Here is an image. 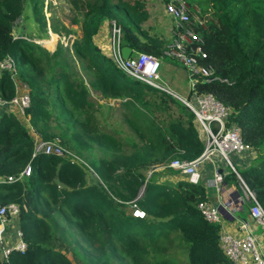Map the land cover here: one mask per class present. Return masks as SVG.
Wrapping results in <instances>:
<instances>
[{
  "label": "trees",
  "instance_id": "trees-1",
  "mask_svg": "<svg viewBox=\"0 0 264 264\" xmlns=\"http://www.w3.org/2000/svg\"><path fill=\"white\" fill-rule=\"evenodd\" d=\"M42 1L30 0L38 22L45 26ZM70 1L83 5L81 34L71 48L57 45L50 52L14 36V20L23 0H0V59L11 56L18 78L27 85L30 102L25 115L30 126L42 139L58 137L65 149L92 162L105 186L99 191L87 185L83 167L66 156L44 152L33 156L34 139L28 128L13 111H3L0 177L18 174L27 163L31 166L30 174L20 180H0V201L19 204L18 221L27 243L23 252L11 250L5 264H233L219 245V224L208 221L197 206L200 200L210 199L208 186L202 180L187 179L168 185L145 179L140 170L174 157L192 159L202 152L204 141L194 113L176 96L123 71L94 43L99 25L109 18L120 24L121 44L131 48L130 54L162 55L163 40L143 25L149 16L143 2ZM185 1L189 11L195 3L202 15L209 14L192 26L207 52L201 63L210 64L213 75L209 80L198 79L195 89L211 92L229 105L228 123L235 122L243 141L264 152V0ZM50 27L59 31L52 18ZM75 59L81 61L78 68L88 84L74 68ZM91 88L102 98H119L121 116L143 139L129 154L121 150L127 145L122 137L95 127L99 103ZM15 93V81L2 71L0 97L10 99ZM156 110L166 111L167 116H159ZM95 147L106 154L92 160L89 150ZM120 166L127 178L115 174ZM236 169L264 208V155ZM225 180L236 188L241 185L231 167ZM114 199L132 200L144 216L124 214L112 203ZM51 212L66 218L77 232L72 242L55 236L58 249L46 245L52 233L50 223H56ZM172 230L180 231L188 242L182 248L187 263L176 261L177 249L173 254L159 243ZM60 248L70 251L76 263Z\"/></svg>",
  "mask_w": 264,
  "mask_h": 264
},
{
  "label": "built area",
  "instance_id": "built-area-1",
  "mask_svg": "<svg viewBox=\"0 0 264 264\" xmlns=\"http://www.w3.org/2000/svg\"><path fill=\"white\" fill-rule=\"evenodd\" d=\"M164 7L175 23L172 40L166 44L162 55L147 51H136L124 57L121 44V26L115 21L112 22L111 26L112 37L109 43L108 55L123 71L136 79L176 96L194 113L199 134L204 141L202 152L192 159L174 157L168 162L157 164V166L172 167L184 174L187 180L197 183L203 181L204 162H209L211 164V174L206 178L205 185L214 190L217 200H200L197 204L198 208L208 221L219 224V245L233 264H264V252L258 247L259 234L252 231L247 222L237 216L236 213L240 209L244 210V203L248 202V214L260 228V231L264 232V208L257 199L255 192L244 182L230 157V154H242L251 149L252 146L243 141L240 128L235 122L228 123L232 111L231 107L218 99L213 93L199 92L195 89V83L198 79L209 80L212 78L213 68L210 64L201 63V60L207 56V52L202 48V37L192 26L194 22L187 2L185 0H164ZM164 55L176 57L187 69L189 89L185 96H182L162 81L160 67L161 58ZM2 71L9 72L15 81L16 88H18V80L15 79L17 68L11 56L0 59V73ZM29 102L28 90L16 92L10 99L0 97V107L4 106L5 111L25 113V108L29 105ZM38 152L63 155L74 162H78L76 158L81 160L80 157L65 149L58 137L51 140L42 138L36 140L32 155L34 156ZM215 155L221 157L240 179V191L238 190L240 195L236 197V201H233L234 196H230L231 206L226 205L223 198H221L225 172L220 170ZM30 171V163H27L18 174L0 177V180L14 182L29 175ZM219 203L224 204L228 210L226 218L218 208ZM236 203L239 205L236 206ZM130 204L133 215L144 216V211L135 202L130 200ZM19 212L20 206L16 202L3 203L0 201V264L8 263L11 250L23 252L27 247L18 222ZM223 218L238 221L241 232L236 233L226 228L223 225Z\"/></svg>",
  "mask_w": 264,
  "mask_h": 264
},
{
  "label": "rangeland",
  "instance_id": "rangeland-1",
  "mask_svg": "<svg viewBox=\"0 0 264 264\" xmlns=\"http://www.w3.org/2000/svg\"><path fill=\"white\" fill-rule=\"evenodd\" d=\"M134 1L143 2L145 8L147 9L149 16L143 22L145 28H148L149 33L151 35H157L163 40V45L168 44L172 40V32L174 29V21L170 14L161 9L163 6L164 0H128V2L133 3ZM43 14L46 19V24L43 26L40 24L36 18V15L33 12L32 3L30 0H23L22 10L20 15L14 20V28L13 34L16 37H23L26 38L31 43H36L39 46L46 48L50 52H52L57 45H61L62 47H70L72 42L76 37H79L81 34V22L84 19L83 14V5L81 1L77 2L75 5L70 0H43ZM193 5V6H192ZM162 6V7H161ZM148 7V8H147ZM200 6L197 4L190 5V15L192 17L193 22H203L206 17L209 15L207 12H203V15L199 11ZM51 18L54 20L55 24L59 27V31H52L50 24ZM114 20L106 19L103 21L94 34V43L100 48V50L108 55L109 50V43L112 37L111 33V26ZM73 39V41H72ZM102 40V42H101ZM165 47V46H164ZM163 47V48H164ZM62 55L64 53L62 52ZM162 64L160 67V75L163 82H165L168 86H170L173 90L177 91L178 93L185 96L189 89V82L187 77V69L181 64V62L176 57H171L168 55H164L162 58ZM75 63V64H74ZM74 68L79 72L80 78L88 84V78L85 75L83 70H80L78 67L81 64V61L78 59L74 60ZM76 72V74H77ZM78 76V75H76ZM75 77V75H73ZM16 80L18 79V75L16 74ZM78 80V77H77ZM91 93L93 94L94 98L97 99L99 103L98 110L95 111L97 121L95 127H98L99 130L109 132L114 134L117 137H122L126 142L127 145L125 149H121L126 154H129L132 149H136L138 144L143 142V139H140L136 134L135 131L130 127V125L124 120L121 116V105L119 98L113 97H104L102 98L99 92L90 89ZM183 102V101H182ZM172 108L175 109V106L172 105ZM170 109L174 114L175 111ZM17 118L28 128L31 137L36 140L41 139L43 137L39 132L35 131L34 128L30 126L29 120L26 117L25 113L21 112H14ZM156 113L159 116H167V112L164 110H156ZM58 136V135H57ZM251 155L249 156V152H244L240 155L239 159L243 158V161L246 157H252V159L247 162H238L236 159L233 158V155L230 154V157L233 159L237 168H244L247 167V164L255 163L259 160L263 155L264 152L257 151L256 149H250ZM90 153L89 157L92 158H100L101 156L105 155L106 153L101 152L98 150L97 147L89 150ZM86 153V152H84ZM236 155V154H235ZM239 155V154H238ZM215 157H217L215 155ZM259 157V158H258ZM76 158V157H75ZM78 163L83 167L85 170V181L87 185L95 187L97 190L104 189L103 186L105 184L103 181L98 177L99 171L97 168L91 164L83 157H80L81 160L76 158ZM94 160V159H92ZM218 163V159L216 158ZM86 164V167L83 164ZM245 163V164H243ZM204 166L206 168V177L203 178L204 180L211 174V164L209 162H204ZM249 166V165H248ZM172 167H159L157 163H152L147 167H141L140 170L143 175H145V179L149 178L150 180H155L161 183H165L168 185H175L177 181L181 179H186L184 174L181 172L171 169ZM225 171H230V167L226 165V163L222 166ZM125 168L120 166L116 169L115 174L117 177L123 174L122 179L127 178V174L125 173ZM106 183V182H105ZM103 185V186H102ZM107 185V183H106ZM118 185H121L119 182ZM108 186V185H107ZM143 188V185L139 188L140 192ZM113 195V192L109 190ZM112 197L111 195H109ZM224 200V198H223ZM112 201V200H111ZM113 204H117L119 208L123 211L124 214H131V205L130 200L128 201H118L114 199L112 201ZM247 203L245 202L244 207L246 208ZM26 207V206H25ZM51 216L53 217L56 223H50L52 233L49 236L47 246H52L54 249H58L57 240L55 236H63V238L69 242H72L75 234V228L67 221L66 218L58 216L57 212H51ZM224 223L227 222V219L223 218ZM19 222V221H18ZM232 224H235L237 221L235 219L228 221ZM259 239H258V247L261 250L264 248V232L260 231L259 228ZM164 236V235H163ZM160 237L159 243L162 247H164L168 251H172L174 254V250L177 249L176 261L179 263L188 262L187 254L183 252L184 247H187L188 242L181 236L180 231L172 230L168 232L167 237ZM183 248V249H182ZM61 252H63L67 257H69L73 263H76L73 259L70 251H65L63 248H60ZM116 264L115 261H113ZM80 264V263H76ZM183 264V263H182Z\"/></svg>",
  "mask_w": 264,
  "mask_h": 264
},
{
  "label": "crops",
  "instance_id": "crops-1",
  "mask_svg": "<svg viewBox=\"0 0 264 264\" xmlns=\"http://www.w3.org/2000/svg\"><path fill=\"white\" fill-rule=\"evenodd\" d=\"M163 6H164V2H163ZM161 9L164 11V13H166L165 7H162ZM101 42H102V40H101ZM17 80H18L19 85H18V88H16V92H21L23 90H28L26 83L22 82L19 78ZM5 110H6V108L4 106L0 107V115ZM246 152H249L248 153L249 156L251 155V150L250 149L248 151H246ZM232 155H233V158L236 159L238 162H242L243 161V158L239 159V157H240L241 154H239V155L238 154H236V155L235 154H232ZM216 158L218 159V163L217 164L219 165L220 170H223L226 173L227 171H225L224 168H222V166L225 164L224 160L221 159V157H219V156H217ZM251 159H252V157H250V158L249 157H246V159L243 162H247L248 160L250 161ZM231 161H232L234 167L236 168V165H235L233 159ZM243 164H245V163H243ZM248 165H250V163L247 164V166ZM203 168H204V175H206V168H205V166H203ZM205 182H206V179L204 180V184H206ZM223 186H224L223 187V194L221 195V198H224V200H225V197H229L230 198V196H235V192H234L235 189H238L239 188L238 190H240V187L238 186V188H236V185L232 181H226L225 180L223 182ZM208 193H209L210 199L213 198L212 200H217L216 199V196H215V193H214V190L212 188L208 187ZM236 213H237V216L243 218V220L247 222L249 228L252 231H254L256 233H259V227L252 220V218L250 217V215L248 214L247 208H244V210L243 209H240ZM228 221H230V220H227V222H225L223 224V225H225L226 228H228L231 231L236 232V233L237 232L238 233L241 232V230L239 229V223H238V221L235 224H232V223H230ZM262 251L264 252V248H262Z\"/></svg>",
  "mask_w": 264,
  "mask_h": 264
},
{
  "label": "water",
  "instance_id": "water-1",
  "mask_svg": "<svg viewBox=\"0 0 264 264\" xmlns=\"http://www.w3.org/2000/svg\"><path fill=\"white\" fill-rule=\"evenodd\" d=\"M130 52H131V48L130 47H128V46H122V54H123V56L124 57H127L129 54H130ZM5 72H7V71H5ZM235 196L233 197V201H236V197L238 196V195H240V192L238 191V189H235ZM225 204L226 205H229V206H231V198H229V197H225ZM239 204L238 203H236V206H238ZM218 208H219V210H220V212H221V214L226 218L227 217V209H226V207L224 206V204H221V203H219L218 204ZM228 218H230V217H228Z\"/></svg>",
  "mask_w": 264,
  "mask_h": 264
}]
</instances>
